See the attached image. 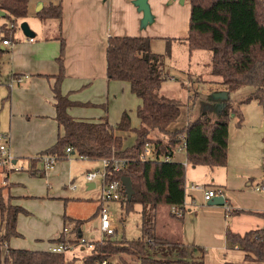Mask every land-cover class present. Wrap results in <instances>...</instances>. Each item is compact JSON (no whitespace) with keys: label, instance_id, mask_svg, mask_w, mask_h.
<instances>
[{"label":"trees","instance_id":"16d2710c","mask_svg":"<svg viewBox=\"0 0 264 264\" xmlns=\"http://www.w3.org/2000/svg\"><path fill=\"white\" fill-rule=\"evenodd\" d=\"M28 1L0 0V11L5 13L4 18L12 26L9 35L3 33L2 38L5 41L14 36L19 29L18 24L27 18ZM189 5L187 37L180 40L185 44L189 56L196 51L208 52L209 74L217 79L210 84L221 87L228 94L240 88L255 87L257 93L244 103L258 100L263 105L264 0H189ZM38 16L42 20H56L60 27L61 5H50L42 9ZM59 41V72L52 92L55 119L63 133L52 147L31 161V169L43 156H54L56 162L65 160L67 148H71L78 158L88 161L111 158L127 160L124 170L108 174L107 179H130L133 194L129 200L124 196L122 202H125L126 212L132 211L134 205L141 206V237L132 241L116 239L88 242L86 245L90 247V253L80 259H68L67 252L12 249L8 247V243L12 238L20 237L16 222L18 215L25 211L6 201L3 196L4 188L0 187V264H96L103 261L110 264L113 258H117L119 264H128L123 256L134 258V264H204L201 259L189 256L188 251L182 247L180 249L178 244H165L155 239L151 235V219L144 221V214L149 207L154 212L160 206L181 207L184 204L185 166L171 160L179 145L184 144L187 162L193 166H226L228 120L234 115L241 119L238 107L230 104L229 98L222 108L214 107V102L206 103L194 121L173 129L186 106L180 99L160 95L167 81V54L154 53L149 38L111 37L106 47V77L108 81L128 83L131 94L140 100L136 110L139 127L131 128L127 113L122 114L116 126L103 121L74 120L67 110L75 104L60 91L64 78L65 45L62 38ZM4 54L5 51L0 49V60ZM117 132L134 133L133 145L123 149V138ZM146 144L149 145V156L145 157ZM255 215L264 217V214ZM70 221L84 223L80 220ZM63 236L64 234L52 241V244L79 245L78 239L67 241ZM226 239L231 246H236L245 253L240 264H264V229L249 231L244 235L228 231ZM172 252L174 258L171 260L152 257L159 255L165 258L172 256Z\"/></svg>","mask_w":264,"mask_h":264},{"label":"crops","instance_id":"0c3cea01","mask_svg":"<svg viewBox=\"0 0 264 264\" xmlns=\"http://www.w3.org/2000/svg\"><path fill=\"white\" fill-rule=\"evenodd\" d=\"M134 2L135 0H29L28 15L24 22H27L34 33L33 41L30 42V38L20 32L18 36L14 34L7 38L9 46H3L2 42L5 40L2 38L3 33H0V47L5 51L0 60V78L4 80V85L0 86V104L2 110L5 109L3 105L8 104L9 118L8 132L4 134L9 139L13 167L26 165L30 168L28 171H18L2 167L5 175L0 176V187L4 188V199L13 206L22 208V199L52 202L48 196L50 184L55 176L63 174L65 164L62 162L56 163L46 173H42L41 162L38 161L31 169V161L52 147L63 133L55 119L52 92L59 72V38H62L65 45L64 78L60 91L75 104L67 110L70 117L86 122L103 121L116 126L122 114L127 113L131 128L139 127L137 116L136 121L134 120V112L136 113L140 100L131 94L128 83L107 80V41L111 37L149 38L152 50V41L158 39L181 42L187 37L188 28L185 33L178 35V21L167 14L166 8L179 5L178 0H148L153 20L146 26H142L143 15ZM185 3L186 0L183 4ZM39 5L42 9L50 5H61L60 27L56 20H42L38 16L42 10L36 12ZM44 21L55 31L53 34H43L44 24L46 25L43 24ZM11 80L19 82L9 86ZM220 93H226L229 98L228 92L221 90L217 94ZM128 97H133L135 102ZM213 100L220 101L214 103V107L225 102L223 98ZM206 105L201 104L200 112ZM117 135L123 138V149L133 145L134 133L117 132ZM180 146L175 148L171 160L185 166L186 198L184 204L175 209L180 215L174 212V206H160L154 211V215L150 214L151 235L165 244L175 243L182 248L187 246L189 256L201 259L204 264L242 263L245 253L228 243L226 233L229 231L244 235L249 231L264 229V217L255 215L264 214V172L251 167V155L248 156L244 151L239 153L237 163L231 162L229 154L224 167L193 166L187 162ZM76 158L78 157L73 153L69 157L70 161ZM69 168L67 175L71 178L72 171ZM191 184L222 190L225 204L213 206L208 204L210 201L205 203L201 192L188 189ZM87 187L88 190L95 189L93 184ZM56 196H59L58 201H69L66 199L68 194L62 191ZM62 205L63 208L67 206L66 203ZM97 211L98 203L95 215ZM235 211L244 213L236 214ZM24 214H19L16 222L20 237L12 238L8 243V247L12 249L48 251L53 245L52 241L62 236L63 227L71 219L64 213L60 222L61 229L57 228L53 235H50L51 232L46 235L29 234L24 231L22 223L23 219L32 220L27 211ZM140 215L142 216V208ZM28 235L30 239L27 240L25 237ZM46 239V248L37 249L36 242H44ZM110 264H115L113 259Z\"/></svg>","mask_w":264,"mask_h":264},{"label":"rangeland","instance_id":"374dc122","mask_svg":"<svg viewBox=\"0 0 264 264\" xmlns=\"http://www.w3.org/2000/svg\"><path fill=\"white\" fill-rule=\"evenodd\" d=\"M186 2L188 3H185L187 5L177 4L173 8H166L167 14H170V16L178 21V35L185 33L188 28L187 21L190 14V5L189 0H186ZM44 23L46 22L44 21L43 24ZM20 25L21 23L18 24V28ZM10 29L11 22L6 18H0V33L9 35ZM20 32L22 31L19 28L15 36H18ZM54 32L51 26L47 25V23L46 25L44 24V35L49 36ZM152 51L160 55L167 54L165 65L167 81L164 83L160 95L167 98L180 99L186 106L182 110V114L177 123L173 126V129L194 121L200 114L201 104L209 102L210 104L212 102L220 103V101L213 100V97L221 91L222 88L210 84L217 79L209 74L208 64L210 62V54L208 52L196 51L190 58L185 44L177 40L167 39L152 41ZM0 80L1 86H3L4 80L2 78H0ZM256 93L257 90L255 87H244L229 93L230 104L238 107L237 109L241 114V119L238 118L237 115H234L230 116L228 120V155L230 154L229 156L232 158L231 162L237 163L236 159L239 153L244 151L248 156L251 155V167L264 172V104H259L258 100H251L248 103H244L245 100ZM128 96H130L129 93ZM128 98H132L131 100L135 102L133 97ZM1 107L0 104V135H3L8 132V104L3 105L6 111L5 109L2 110ZM135 116L136 113L134 112V120L136 121ZM179 158L180 157H177V159ZM60 162L65 164L62 171L63 174L61 173L55 176V179L52 180L50 184L51 189H49L48 194L53 203L48 200L22 199L23 206L21 207L29 213L28 216L32 220L28 221L27 219H23L22 227L24 231L29 234L40 233L41 235H46L51 232L50 235H53L57 228L61 229L60 222L65 213L67 217L73 220L84 222L77 224L68 220L69 222L66 224H75L76 228L81 229L82 237L87 242L108 241L100 234L98 229L99 219L97 214L95 215L98 203L97 198L100 196L99 187L88 190L87 183L83 181V176L87 172V169H99L101 165L96 161L83 162L78 158L72 159L71 161L67 158ZM3 168L6 170H15V168H18V171H28L30 169L27 168L26 165L23 167H13L12 164L4 165ZM68 168L72 171L71 178H68L67 175ZM1 175H5L2 171V167H0V176ZM253 185L255 184L253 183ZM72 186H76L77 190H72ZM60 191L68 194L66 199H69V201H58L60 199L58 198L59 196L56 195ZM63 203L67 204L65 208H63ZM108 207L110 212L117 217L118 220L120 219L117 235L116 237H112L111 240L125 239L127 241H132L139 239L141 236V219L143 218L140 215L141 206L134 205L133 210L129 212H126L125 202L122 201L110 203ZM150 214L154 215V212L149 207L144 214V221H149L151 219ZM24 216H26V214H24ZM163 221L165 220L163 219ZM75 234L76 232H70L64 235L63 238L67 241L76 240L77 234ZM174 235L175 234H173V237ZM25 239H30V236L28 235ZM174 244L175 243H172L171 245ZM47 245V239L44 242H36V247L40 250L45 249ZM70 245L74 249L66 251V257L68 259H72L73 257L80 259L90 253V247L87 245L83 247L75 246L72 243H70ZM178 247L181 249L182 246L178 245ZM28 249L30 248L26 250ZM184 249L188 251L187 246ZM173 254L174 252H172V256H167L165 258L159 255L152 257L161 260H171L174 258ZM123 260L128 264H134L136 262L134 258L128 256H123ZM113 261L115 264H119L117 258H113Z\"/></svg>","mask_w":264,"mask_h":264},{"label":"built area","instance_id":"2783aa9c","mask_svg":"<svg viewBox=\"0 0 264 264\" xmlns=\"http://www.w3.org/2000/svg\"><path fill=\"white\" fill-rule=\"evenodd\" d=\"M12 27V26H11ZM30 42L33 41V39H29ZM3 46H9L10 43L8 41L2 42ZM14 82H19V80H11L9 86H12ZM1 80H0V86H1ZM8 136L3 134L0 135V167H3L4 165H11L12 164V158L9 153V145H8ZM180 149L184 150V144L180 146ZM72 149L67 148L65 150V157L66 159L69 158L72 154ZM145 157L149 155V145H145ZM56 158L54 156H43L40 159L41 167H42V173H46L49 169H51L57 162ZM101 167L99 169L87 171L84 176L83 180L87 183V186L90 184L94 185V188L99 187L100 190V196L98 198V211L97 216L99 219L98 229L102 237L106 240H111L112 237H114L115 234L118 232V223L120 222V219L118 220L117 217H115L109 210V204L115 203V202H121L126 196L123 192L125 191L121 180H113L108 181L107 176L111 173H120L124 168H126L128 161L125 159H119V158H111V159H100L98 160ZM15 170H18V168H15ZM72 190L76 189V186L71 187ZM189 190H194L201 192L203 195V201L209 202L215 197H223L224 194L223 191L220 189H208L201 185H193L191 184L188 187ZM125 193V192H124ZM174 210L178 207H173ZM176 214L180 215L179 212L176 210L174 211ZM67 225V226H66ZM61 233L66 235L70 232H73L79 235L78 241L79 245L82 246L86 245L88 242L82 237L81 229H78L75 227V224L68 225L66 224ZM75 234V235H76ZM76 246V245H75ZM72 246L70 243H55L52 246L48 248V251L52 253H61L66 252L68 250H72ZM96 264H108L107 261H103L101 263Z\"/></svg>","mask_w":264,"mask_h":264},{"label":"water","instance_id":"95a60500","mask_svg":"<svg viewBox=\"0 0 264 264\" xmlns=\"http://www.w3.org/2000/svg\"><path fill=\"white\" fill-rule=\"evenodd\" d=\"M173 1H176V0H173ZM178 1L180 4L184 3V0H178ZM134 5L138 8V10L143 15V18L141 21L142 26H146L147 24L151 23L153 18L150 14V8L148 5V0H135ZM41 9H42V6L39 5L36 9V12H39ZM4 16H5V13L0 11V17H4ZM19 28L22 31L24 36L31 38V39L34 37V33L29 29L28 24L26 22L21 23ZM0 49L4 50V48L2 46L0 47ZM220 94H216L213 98H215V99L223 98L224 101H227V99H228L227 94L226 93H223L221 95ZM223 106H224V104L222 103L218 107L222 108ZM121 183L125 189V194L127 196V199L129 200L133 194L131 181L129 178L123 177L121 179ZM208 204L213 205V206H223L225 204V200L223 197H215Z\"/></svg>","mask_w":264,"mask_h":264}]
</instances>
